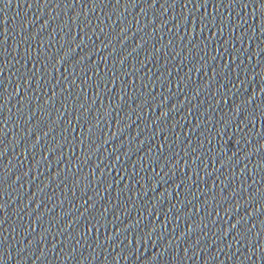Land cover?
Segmentation results:
<instances>
[{
  "label": "water",
  "instance_id": "95a60500",
  "mask_svg": "<svg viewBox=\"0 0 264 264\" xmlns=\"http://www.w3.org/2000/svg\"><path fill=\"white\" fill-rule=\"evenodd\" d=\"M0 264H264V0H0Z\"/></svg>",
  "mask_w": 264,
  "mask_h": 264
}]
</instances>
